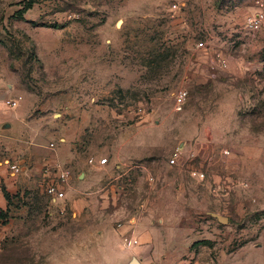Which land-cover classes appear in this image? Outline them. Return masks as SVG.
Wrapping results in <instances>:
<instances>
[{"label":"rangeland","instance_id":"obj_1","mask_svg":"<svg viewBox=\"0 0 264 264\" xmlns=\"http://www.w3.org/2000/svg\"><path fill=\"white\" fill-rule=\"evenodd\" d=\"M261 12L264 0H0V161L18 150L5 141L16 110L5 101L21 96L36 125L27 137L39 133L46 151L70 144L77 172L92 156L117 158L101 174L117 203L151 198L156 223L161 212L186 220L158 224L160 247L173 254L152 256L154 264L194 263L203 240L209 260L250 264V250L261 260L264 22L247 26ZM177 149L183 162L171 167ZM125 172L142 177L143 191L123 194ZM17 207L0 217L11 233L0 240V264H73L72 212L29 191Z\"/></svg>","mask_w":264,"mask_h":264},{"label":"crops","instance_id":"obj_2","mask_svg":"<svg viewBox=\"0 0 264 264\" xmlns=\"http://www.w3.org/2000/svg\"><path fill=\"white\" fill-rule=\"evenodd\" d=\"M19 107L20 110L16 109L11 113L10 133L5 137L6 143L15 144L18 150L16 154H11L8 160L0 161L1 210L5 212L9 210L7 212L10 214L18 210L17 202L24 198L26 191L45 196L46 186L57 181L60 171L69 170L71 173L69 184L61 187V191L65 194L64 198L54 201L46 196L55 205L54 208L59 209L57 212L71 211L74 222L79 226L76 248L72 250L71 255L73 264H132L134 259L138 264H154V261H151L152 256H159L164 252L173 254V249L160 247L162 237L159 235L158 224L170 226L177 223L184 224L186 221L184 218L167 217L161 212L160 216L163 218L156 223L153 217L159 214V210L156 208V202L151 198L143 199L131 209L127 207L125 200L124 204L117 203L115 198L118 195L114 191V186H107L101 176V174L113 173L114 166L118 162L117 158L92 156L97 160L108 158L109 164L94 167L89 163L92 158L90 157L88 162L81 166L80 171H75L78 169V163L72 146L68 143L57 146L52 144V149L46 151L43 139L38 137L39 133L35 137L26 136L25 131L28 128H35L36 125L28 120L26 102ZM13 165H17L20 172L12 171ZM121 177L125 182L121 187L123 194L126 191H143L142 177L138 173L129 175L125 172ZM148 179L153 182L154 177L150 176ZM4 188L12 196L10 204L4 194ZM183 188L185 189L184 185ZM114 207L115 209L112 210ZM162 209L164 211V208ZM23 222L25 223V220ZM115 223H117L116 228ZM4 231L6 230L0 229V240L11 234H5ZM124 237L138 240L139 244L128 248L123 242ZM182 237L176 234L172 237V242ZM61 247L62 245L59 244V253ZM205 247L200 246L199 255L202 258L192 264H235L231 258L222 257V254L217 257V261L209 260L212 250L208 253ZM250 255V264H264V256L261 260H256L251 250Z\"/></svg>","mask_w":264,"mask_h":264},{"label":"built area","instance_id":"obj_3","mask_svg":"<svg viewBox=\"0 0 264 264\" xmlns=\"http://www.w3.org/2000/svg\"><path fill=\"white\" fill-rule=\"evenodd\" d=\"M264 22V13H257L255 14L254 17L250 18L248 20V28L252 29L254 31L259 30L262 27V24ZM203 45V44H201ZM225 65V64H224ZM188 97V91L187 90H181L175 95V103L178 108V110H181L183 105L185 104L186 100ZM23 98L21 96L17 97H12L10 99H7L5 101L6 106L10 110H15L19 108L21 105ZM183 154L180 149H177L171 156L169 160V165L171 167H175L178 165V163L183 159ZM108 158H102L101 160H97L95 157H92L89 160V163L96 167L97 165L99 166H106L109 164ZM11 170L14 171L15 173L20 172V168L17 165L11 166ZM192 176L195 177L196 179L203 181L205 179V173L200 172V171H193ZM71 177V173L69 170H62L60 171L59 177L57 181L49 184L45 188V193L48 197H50L52 200L57 201L61 200L64 198L65 194L63 191H61V187L63 186H68L69 184V179ZM120 226V225H119ZM123 242L126 245V247L131 248L132 246H137L139 244L138 240H132L127 237L123 238ZM192 264V263H191Z\"/></svg>","mask_w":264,"mask_h":264},{"label":"trees","instance_id":"obj_4","mask_svg":"<svg viewBox=\"0 0 264 264\" xmlns=\"http://www.w3.org/2000/svg\"><path fill=\"white\" fill-rule=\"evenodd\" d=\"M4 194H5L6 199L8 200V202L10 204L12 201V196L7 192V190L5 188H4ZM7 211H9V210H7ZM7 211L5 212V211L0 209V217L7 215L8 214ZM199 244L200 245H207V244H209V242L207 240H203V241L199 242Z\"/></svg>","mask_w":264,"mask_h":264},{"label":"water","instance_id":"obj_5","mask_svg":"<svg viewBox=\"0 0 264 264\" xmlns=\"http://www.w3.org/2000/svg\"><path fill=\"white\" fill-rule=\"evenodd\" d=\"M10 127L9 124H6L5 125V128H8ZM212 216H214L220 223L222 224H227L229 222L228 218L226 217H223V216H220V215H217V214H212ZM132 264H138L137 261L134 259Z\"/></svg>","mask_w":264,"mask_h":264}]
</instances>
